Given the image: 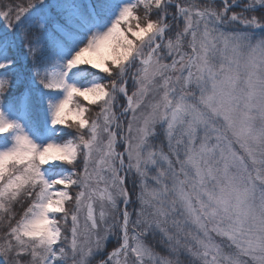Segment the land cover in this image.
<instances>
[{"label": "snow or ice", "instance_id": "1", "mask_svg": "<svg viewBox=\"0 0 264 264\" xmlns=\"http://www.w3.org/2000/svg\"><path fill=\"white\" fill-rule=\"evenodd\" d=\"M0 264H264V0H0Z\"/></svg>", "mask_w": 264, "mask_h": 264}, {"label": "trees", "instance_id": "2", "mask_svg": "<svg viewBox=\"0 0 264 264\" xmlns=\"http://www.w3.org/2000/svg\"><path fill=\"white\" fill-rule=\"evenodd\" d=\"M111 248V244H109V249Z\"/></svg>", "mask_w": 264, "mask_h": 264}]
</instances>
